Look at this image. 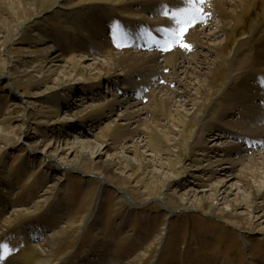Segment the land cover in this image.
I'll use <instances>...</instances> for the list:
<instances>
[{"label":"rangeland","instance_id":"1","mask_svg":"<svg viewBox=\"0 0 264 264\" xmlns=\"http://www.w3.org/2000/svg\"><path fill=\"white\" fill-rule=\"evenodd\" d=\"M234 1L225 0L232 19L224 20L206 0L211 51L180 48L192 62L173 76L164 66L169 51L157 66L92 71L124 50L100 49L115 29L105 21L106 34L95 39L90 16L118 11L136 17L122 20L125 36L134 39L138 28L163 35L158 29L175 26L165 7H184L183 0H0V244L13 249L18 264H49L41 262L46 250L51 264H264V210L252 211L264 205V147L242 141L264 132V90L251 80L264 85V67L254 68L264 43V0H242L239 15ZM20 4L24 13L16 15ZM203 72L213 91L198 108ZM152 80L169 86L170 111L174 119L182 114L185 127L157 109ZM238 92L240 105L233 103ZM138 109L150 130L124 121ZM131 130L138 132L133 138ZM237 149L241 156L230 154ZM201 201L219 212L209 215ZM224 210L232 211L230 220Z\"/></svg>","mask_w":264,"mask_h":264},{"label":"bare ground","instance_id":"2","mask_svg":"<svg viewBox=\"0 0 264 264\" xmlns=\"http://www.w3.org/2000/svg\"><path fill=\"white\" fill-rule=\"evenodd\" d=\"M108 1L107 3L108 4H125V2L129 1V2H132V5L133 3H137V2H142L143 0H106ZM242 0H237V2H235L232 7H233V12L235 15H239L243 12V10H245V5L244 4H240ZM247 3L250 2L251 0H245ZM214 2V6H213V9L214 11L219 15V16H223V19L225 20L226 18H229V19H232L230 18L229 16L231 14H229L227 11H226V7H225V0H213ZM129 4V3H128ZM141 5V3H140ZM139 5V6H140ZM26 6L25 5H22L20 4L19 8H17L18 10L15 11L16 12V15L18 14H23L24 12L19 11L22 10L23 8H25ZM130 7V6H129ZM132 7V6H131ZM141 7V6H140ZM159 7V6H158ZM161 7V6H160ZM163 9V7H162ZM121 10H122V13L124 12V9H122L121 7ZM156 10V9H155ZM164 10V9H163ZM150 11V10H149ZM14 12V13H15ZM94 12V11H93ZM232 13V12H231ZM239 13V14H238ZM92 14V13H91ZM127 14V13H126ZM138 14V13H137ZM140 14V12H139ZM18 18V17H17ZM125 18L127 19H133L134 18L136 19V17H134L133 15H129L127 14V17H125L124 15L121 16L120 12L117 11V13H115V15H113L112 13H109L108 11H106L105 9H101V10H98L96 11V13H94V15H91L90 16V19L93 20L94 22V27L89 31L91 36H93L95 39H101L100 38V34L103 33L105 31V28H104V22L107 21L108 23L111 24L110 28L113 26L114 29H115V32L113 31V36H112V39L110 38H105L104 40V45L100 48L102 50H104V48H114V49H121V50H124V53L121 54V53H118L117 55H113V57L108 61V66H105V65H101L99 63L93 65V70L92 71H96L100 68H103L105 70V73H109L114 70H122V69H129V70H132V69H136V68H142V67H149V66H157V62L161 59H163L165 56H164V53L165 51L163 52H158L156 50H151V52H149L148 49H146L144 47V45H154V44H157V42H159L160 44H164L163 42H167L169 44V46H171V41L169 40L170 38L168 39H165L164 37L167 36L165 33L163 35H159L156 31H152L154 33V35H148L147 32L150 31L148 30L146 32L147 36L150 38V41L148 40L149 38H147L146 40L143 41V46L139 47L137 44H135L131 37V35H127V36H130V38H128L126 35V33L128 32H122V29L119 28L121 25H124V20ZM139 18V17H138ZM126 19V20H127ZM139 19H142L139 18ZM132 21V20H131ZM135 21V20H134ZM138 21V20H137ZM141 21V20H140ZM205 20H203L202 23H198L194 28H191L184 40V42L186 43H189L192 45V49L190 51H187V52H192V50H195V49H198L197 51H200L201 49L202 50H208V51H211L210 48L208 47L207 45V42L205 43V38H207V34H206V31H207V28L205 26ZM264 24V23H263ZM224 25V23H223ZM225 27V26H224ZM109 28V29H110ZM108 29V28H107ZM113 29V30H114ZM224 30L226 31V28H224ZM223 30V32H225ZM135 32V31H134ZM95 33V34H94ZM106 34V31L103 33V36ZM149 34H152V33H149ZM156 34V35H155ZM102 36V37H103ZM124 36V39H121L120 37ZM134 36L136 37V40L138 41H142L143 39H145L143 36H144V33L142 30H140V28L137 29V31L134 33ZM68 37V36H66ZM65 37V38H66ZM66 40V39H65ZM112 40V41H111ZM133 40V41H132ZM67 42V41H66ZM117 45H120L119 47ZM178 48V49H177ZM94 49V48H93ZM134 50V51H130V50ZM96 50V49H95ZM136 50V51H135ZM130 51V52H128ZM196 51V52H197ZM213 51V50H212ZM183 51H180V48L179 47H173V50L169 51L168 54L169 56L166 58V60L164 61L165 65L164 66H169L170 69H171V74L173 76H176L178 75L179 73L182 72V70H184L185 67H187V65L192 62V59H190L189 57H187L186 55H184L185 53H182ZM198 53V52H197ZM234 57H231L230 60L231 62L233 61ZM84 61H86V59H83ZM216 61H217V64H215V61L213 64L216 65V67L219 65V60H218V56H217V53H216ZM50 62L52 63L53 61L50 60ZM56 62V61H55ZM71 62L73 64V69L79 71L81 69L80 67V62L79 60H76V58H72L71 59ZM49 64V63H48ZM53 65V64H52ZM246 67V66H245ZM263 67H264V43L263 44H260L257 49H256V60L254 62V68L256 71H261L263 70ZM90 68V67H89ZM87 70V69H86ZM89 71V70H88ZM91 71V72H92ZM181 71V72H180ZM90 73V72H89ZM155 73V72H154ZM155 74L153 75H150V76H153L154 77ZM201 75H205V73H201ZM178 79V78H177ZM204 88L201 92H199V96L201 98V101L199 103H196V106L198 108H200L201 106H203L206 102H207V98L210 96V94L212 93L213 89L210 85V76L207 74L205 75L204 77ZM154 80V79H153ZM152 80L151 83H154V81ZM251 80L257 84H259V89L261 91L264 90V85L263 84H260L258 83V80L256 78H251ZM164 84V83H163ZM162 85V84H161ZM168 85L165 86H160L158 83H154V87H155V96H154V101H155V105L157 107L158 110H161L163 111V113H165V115L170 118V120H173V122H176V125L178 126H182V127H185L188 123H185L186 120L184 121L183 117H182V114H180L178 111L174 112L177 116V119H174L173 117V113L170 111V107H172V97L170 96L169 93V86L167 87ZM130 89V88H129ZM130 90H133L130 89ZM129 90V92H126L127 93H131ZM136 91V90H135ZM134 91V92H135ZM215 92V91H214ZM125 95V94H124ZM131 95V94H130ZM128 96V95H127ZM242 93L241 92H238L236 97L233 99V103L234 104H238L240 105L241 104V101H243V97H242ZM128 97H126L127 99ZM130 98H134V95H132L131 97H129V99H125L124 101H121L120 99H117L115 98L113 100V105L112 106H121L124 105V103H129V100ZM131 101V100H130ZM240 103V104H239ZM205 110L204 109L201 113H203L200 117V115H196L194 116V118L192 119L191 121V126L194 127L193 124H196L198 122V119L199 120H202V118L204 117V114H205ZM141 109H138V110H135L134 112H126L125 116H124V121H129V122H135L137 124L140 125H143L144 128H149L150 130V127L148 123H145V122H141L139 123L138 121V115L141 113ZM199 114V113H198ZM137 119V120H136ZM134 123V124H135ZM142 126V127H143ZM141 127V126H140ZM221 131V130H220ZM224 131V130H223ZM133 133H138V132H131L129 134L131 135H127V137L131 138L133 136ZM256 133V132H255ZM190 134V133H189ZM192 134V133H191ZM136 135V134H135ZM155 135V134H154ZM122 136V135H121ZM258 137H256L255 141H248L246 138H243L242 141L251 149V148H259V147H264V141L263 139L261 138H264V132H262L261 134H257ZM126 137V136H125ZM161 137V136H160ZM133 138V137H132ZM124 139V138H123ZM88 142H83V146L84 145H87ZM89 145V143H88ZM180 147L181 149H185L186 147V143L185 142H181L180 143ZM263 149V148H262ZM230 154H238L241 156L242 154V151L241 149H237V150H234V151H231ZM264 159V158H263ZM251 166H255L257 165V162L255 161V159L251 160L250 163ZM263 165V164H262ZM261 169V168H260ZM102 176L105 177L104 175V172H99ZM258 177L259 174L257 175ZM256 177V175H255ZM254 177V178H255ZM249 185V184H248ZM251 186V185H250ZM250 188V187H249ZM187 196V195H186ZM217 196V195H216ZM260 196V195H258ZM257 197V196H256ZM187 201L190 200V195L187 196ZM201 205V207L203 208H200L201 210H204V207H208V210L205 211L206 213H209L210 214H214L219 212L218 211V207L214 206V203L213 205H210L208 202H200L199 203ZM264 205H255L253 206L252 208V211H255V210H259V209H262L264 210ZM232 212V211H231ZM231 212H229L228 210L227 211H223L221 212L220 215L224 216L226 220H230L229 217H226V216H229L230 217L233 215ZM18 213L20 214L21 212H18L17 211V215ZM264 213V212H262ZM264 215V214H263ZM8 221V219L5 221V223ZM9 225V224H8ZM75 221L71 222L69 224V229L70 231L73 230L75 228ZM247 225H249V229H252L254 228V223L253 222H249ZM256 226V225H255ZM64 233V232H63ZM58 234H60V232L56 233L54 235L53 238H50L48 239L46 242L47 244H52L54 243L53 240L59 236ZM2 245H6L7 244H0V246ZM10 247L7 246V250H4L3 248H0V254L3 255V259H0V264H18L15 260V256L14 254L9 250ZM50 253L51 251H43V254H44V257L42 259V263H49L51 264L52 259L49 258L50 256ZM52 256V255H51ZM93 264H96V262H94V260H92Z\"/></svg>","mask_w":264,"mask_h":264},{"label":"snow or ice","instance_id":"3","mask_svg":"<svg viewBox=\"0 0 264 264\" xmlns=\"http://www.w3.org/2000/svg\"><path fill=\"white\" fill-rule=\"evenodd\" d=\"M206 0H183L184 7H177L168 9L164 12V15L173 21L175 26L158 31H163L171 41V46L167 42L160 44L157 42L158 49L161 51H171L173 47H179L186 51L192 49V45L184 42L189 30L194 28L198 23H202L205 18V13L202 5ZM169 12L171 13L169 16ZM118 47L120 45H117ZM4 250H7L6 245L0 246ZM3 255L0 254V259H3Z\"/></svg>","mask_w":264,"mask_h":264}]
</instances>
